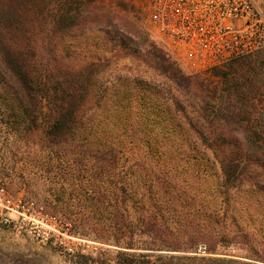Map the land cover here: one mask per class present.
Returning <instances> with one entry per match:
<instances>
[{"label":"trees","instance_id":"obj_1","mask_svg":"<svg viewBox=\"0 0 264 264\" xmlns=\"http://www.w3.org/2000/svg\"><path fill=\"white\" fill-rule=\"evenodd\" d=\"M96 1L0 0V114L16 137L38 142L48 166L56 160L45 173L61 180L58 198L74 197L87 213L79 225L112 240L123 264L161 262L144 250L210 251L221 242L208 232L220 201L264 186V66L236 58L211 71L220 87L197 78L155 89L134 78L122 91L104 74L110 59L74 54L90 17L101 15ZM186 165L204 167L216 186L201 225L177 173Z\"/></svg>","mask_w":264,"mask_h":264},{"label":"rangeland","instance_id":"obj_2","mask_svg":"<svg viewBox=\"0 0 264 264\" xmlns=\"http://www.w3.org/2000/svg\"><path fill=\"white\" fill-rule=\"evenodd\" d=\"M253 2L264 14V0ZM92 7L101 15L90 17V27L83 34L87 38L86 45H76L74 54L76 59L94 58L95 55L110 59L104 74L122 91L133 85L131 81L134 78L155 89H160L163 84V88L174 90L176 86H185L188 80L197 78L210 87L221 86L220 78L211 76L212 70L193 74L167 50L151 30L148 20L150 0H97ZM108 38L115 39V47ZM64 46L61 43L60 53ZM239 59L250 65L259 63L264 66V44L254 53ZM223 67H227L226 64ZM262 72L264 76V67ZM117 78L120 80L116 81ZM179 94L183 95L182 92ZM47 157L38 142L31 144L16 137L6 118L0 114V182L11 195H21L34 201L44 212L60 220L69 228L70 234L76 236L75 243L80 247L85 245L86 251L74 256L64 252L54 242L43 243L12 227H0V264H123L122 258L117 256L123 250L112 240H100L83 224L79 225L76 216L77 219L83 218L87 213L79 210L74 197L58 198L61 180H53L50 174L45 173L56 160L48 166ZM177 173L184 175L183 179H187L185 183L196 197V214L190 217L196 219L194 226L201 225L203 201L215 196L214 179L202 166L190 168L186 165ZM143 174L152 179V172L144 171ZM58 199L63 205L68 203L66 208L57 204ZM220 203V211L213 219V231L208 229V232L215 235L213 239H221V242L215 244L212 250L209 251V246L205 244H199L195 250L181 252H142L153 256L152 261L161 256L159 264H167L172 259L177 264H264V186L261 189L245 186L234 192L227 202ZM165 217L171 218L168 214ZM144 241L147 246L151 244L149 238H144Z\"/></svg>","mask_w":264,"mask_h":264},{"label":"built area","instance_id":"obj_3","mask_svg":"<svg viewBox=\"0 0 264 264\" xmlns=\"http://www.w3.org/2000/svg\"><path fill=\"white\" fill-rule=\"evenodd\" d=\"M151 30L177 61L193 74L223 67L264 44V14L253 0H150ZM0 227H12L68 254L85 245L34 201L11 195L0 182Z\"/></svg>","mask_w":264,"mask_h":264}]
</instances>
